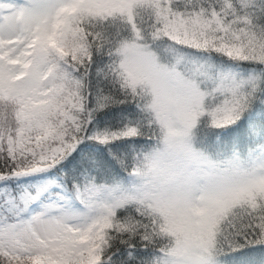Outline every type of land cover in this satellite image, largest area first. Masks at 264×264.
<instances>
[{"label":"snow or ice","instance_id":"snow-or-ice-1","mask_svg":"<svg viewBox=\"0 0 264 264\" xmlns=\"http://www.w3.org/2000/svg\"><path fill=\"white\" fill-rule=\"evenodd\" d=\"M0 264H264V0H0Z\"/></svg>","mask_w":264,"mask_h":264}]
</instances>
